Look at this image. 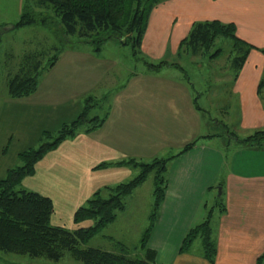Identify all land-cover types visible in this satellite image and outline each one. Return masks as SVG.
Masks as SVG:
<instances>
[{"label": "rangeland", "instance_id": "obj_1", "mask_svg": "<svg viewBox=\"0 0 264 264\" xmlns=\"http://www.w3.org/2000/svg\"><path fill=\"white\" fill-rule=\"evenodd\" d=\"M34 3L35 0H0V179L5 178L10 169L23 165L21 153L54 141L64 123H71L79 117L89 95L93 97L89 117L103 116L113 104L121 103L123 107L133 109L130 108L132 102L139 101L146 108L155 101L159 108L158 126L147 125L154 117H149L148 109H145L142 112L143 119L137 118V132L133 137L137 140L136 152H142V157L136 159L145 162L178 154L183 146L179 141L182 138L186 140L189 134L195 132L204 135L201 142L222 149L229 157L236 147L237 139L255 132L254 129L243 127L239 99L237 101V96L229 93L226 86L230 76L236 72L232 65L233 43L229 39L224 40V43L220 42L221 39L217 40L211 52L218 47H222V52L215 59L208 54H186L179 59L171 54V44L166 54L159 56L145 49L143 42L141 47L134 48L131 43H122L115 37L106 40L100 50H95L96 44L64 33L58 22L50 30L38 25L14 28L13 24L20 19L26 4L41 10L35 8ZM56 48L62 49V52L55 65L44 71ZM32 54H38V60H41L39 67L42 68L39 70L44 71L39 77L37 90L29 96L13 98L9 94V80L38 61L30 62L28 55ZM162 61L177 62L185 71L173 65H161ZM150 64L161 66L152 68ZM221 76L226 77L221 79ZM154 87L155 90H152ZM189 95L197 99L195 106L207 112L202 113L201 121L190 117L173 119L176 109L170 105L176 104L177 108H185L188 103L191 105L193 98L191 101ZM86 126L80 127L75 137L85 135ZM149 129H154L150 139ZM206 134L210 137H205ZM75 137L66 139L63 147L53 155L41 158L36 164V174L24 178L17 185L18 189L46 192L51 196L55 201L52 223L70 229L77 227L73 223L75 210L89 198L87 193H82L87 192V188L78 190L76 185L79 180L74 181L75 177H79L73 174L74 170L78 173L79 165L85 161V156L81 154L85 141L80 136L79 139ZM64 155L58 165L45 164ZM124 167L121 171L125 172L111 174L112 186L128 182L139 172L138 168ZM153 190L154 173H150L145 183L126 198V207L118 212L117 219L82 247L117 251V241L132 250L138 247L149 224ZM104 194L106 196L108 192ZM196 241H201V238ZM140 253L136 249L131 256ZM27 257L2 252L0 264H10L9 261L22 264H84L69 252L58 262Z\"/></svg>", "mask_w": 264, "mask_h": 264}, {"label": "crops", "instance_id": "obj_2", "mask_svg": "<svg viewBox=\"0 0 264 264\" xmlns=\"http://www.w3.org/2000/svg\"><path fill=\"white\" fill-rule=\"evenodd\" d=\"M204 20L234 23L237 37L253 46L226 86L228 92L236 95L237 101L239 99L243 127L255 131L264 129V0L164 1L151 12L143 46L163 56L171 44V54L181 59L186 55L178 54L181 40L188 35L195 21ZM172 65L185 71L179 63ZM189 97L192 101L193 96ZM195 100L194 97L193 103H188L185 108L170 105L176 109L172 118L182 120L190 117L201 121L202 113L207 110L195 106ZM130 108L123 107L121 103L113 104L101 127L75 137L79 139L80 136L85 141L81 152L85 161L79 165L78 173L74 170L73 174L79 176L74 181L79 180L76 185L78 190L87 188V192L82 193H87L88 197L101 189V185L112 186L111 174L123 173L125 171L121 170L126 168L119 165L95 169L97 165L119 162L127 157H142V152H136L137 140L133 138L137 132L136 122L143 119L142 112L148 109V116L154 118L147 121V125H156L159 108L155 101L146 108L139 101L132 102ZM153 130H148L149 139ZM202 137L203 134L195 132L189 134L186 140L182 138L179 143L183 146L179 153L190 142L195 141L194 146L175 154L177 156L168 163L166 194L148 246L156 251L157 264H259L258 258L264 253V148L244 145L237 139L236 147L228 157L222 149L201 142ZM205 137L210 136L206 134ZM66 141L44 157L53 155ZM64 157L46 161L45 164L58 165ZM218 187L221 188L217 194ZM211 209L217 247L214 263L203 255L202 242L196 239L190 249L181 250L187 232L201 223Z\"/></svg>", "mask_w": 264, "mask_h": 264}, {"label": "trees", "instance_id": "obj_3", "mask_svg": "<svg viewBox=\"0 0 264 264\" xmlns=\"http://www.w3.org/2000/svg\"><path fill=\"white\" fill-rule=\"evenodd\" d=\"M164 1L167 0H35V8L41 10L26 4L20 19L13 25L14 28L38 25L50 30L55 28L58 22L64 33L96 44L95 50H100L101 45L113 37L119 38L122 43H131L136 48L142 45L153 8ZM219 39L222 43L227 39L233 43L232 65L238 71L253 46L237 37L234 23L219 20L195 21L188 35L181 40L178 54L180 56L185 53L208 54L210 58H217L222 52V47H218L214 52L211 50ZM61 52L62 49L56 48L54 55L48 60V66L43 68L44 71L55 65ZM28 56L30 62L38 60V54ZM40 63L39 59L33 62L32 66L10 78L8 89L11 97L29 96L37 90L39 77L44 72L39 70ZM160 64L177 65L167 61ZM160 64L150 66L156 68L160 67ZM92 99V96L87 97L79 117L71 123H64L54 141L45 143L38 149L21 153L23 165L10 169L7 176L0 179V253L58 262L66 252H69L73 258L81 260L84 264H157V253L148 246V241L158 218L159 207L165 198L168 163L177 155L154 158L150 162L130 157L119 162H103L97 165L95 169L122 165L138 168L139 172L128 182L96 190L75 210L73 222L77 227L74 229L52 223L55 204L51 196L17 188L24 178L36 173V164L44 155L66 139L74 138L80 127L87 124L84 132L88 133L104 124L108 111L103 116L89 117ZM238 140L244 145L264 148V129L256 130L253 134ZM194 144L195 141L186 144L181 153L192 148ZM150 173H154V201L149 224L142 234L139 246L132 250L117 241V251L97 247L83 248L82 246L92 237L117 219L118 212L126 207V198L147 180ZM105 191L108 192L106 196ZM87 221V225H80ZM212 223L213 209L201 223L187 232L181 250L190 249L194 240L199 237L203 255L214 263L217 247ZM136 249L141 253L132 257L131 253ZM9 262L22 264L16 261ZM258 263H264V253L258 258Z\"/></svg>", "mask_w": 264, "mask_h": 264}]
</instances>
